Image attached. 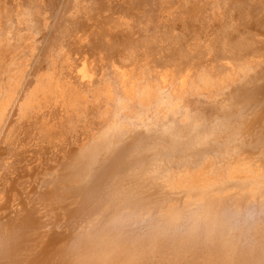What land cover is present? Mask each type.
Segmentation results:
<instances>
[{
  "label": "bare ground",
  "instance_id": "obj_1",
  "mask_svg": "<svg viewBox=\"0 0 264 264\" xmlns=\"http://www.w3.org/2000/svg\"><path fill=\"white\" fill-rule=\"evenodd\" d=\"M0 264H264V0H0Z\"/></svg>",
  "mask_w": 264,
  "mask_h": 264
}]
</instances>
